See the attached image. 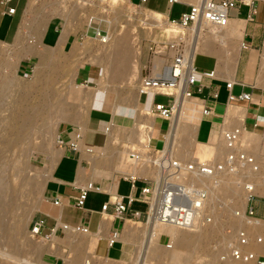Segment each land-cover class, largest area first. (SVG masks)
<instances>
[{
  "label": "rangeland",
  "instance_id": "rangeland-1",
  "mask_svg": "<svg viewBox=\"0 0 264 264\" xmlns=\"http://www.w3.org/2000/svg\"><path fill=\"white\" fill-rule=\"evenodd\" d=\"M99 2L106 3L107 9L102 10V8L98 6ZM114 2L115 1L111 0H106L104 2L101 0H26L18 32L20 40L11 44H3L0 42V140L2 141L0 142V150H2L0 151V181L6 183V189L9 187V192L7 189L5 192L6 194L4 193V202L6 201L11 205L12 203H20L22 201L20 204H14L18 205L20 208L22 206V210L20 208L17 209V211L13 209L15 211V213H13L14 211L10 208L8 213L5 214L7 215L5 218H12L9 222L11 221L15 224L14 230L16 229L17 231L11 233L10 230H7L0 236V264L139 263L138 260L141 255L139 244L141 237L137 238L133 233L129 232L131 230L137 231L138 229L142 231L144 224H146L144 220H130L127 222V225H130L126 226L128 230V232L127 230L126 232L128 234L123 232L121 238L125 242L124 253L116 260L96 255L93 252L96 240H93V237L90 236L88 232H83L81 230H68V232H65L67 231L65 230L64 235L55 233L54 236L51 234L49 236L42 235L40 237L32 234L28 227L31 218L34 217L36 213V210L32 211L30 209L34 205V202L35 204L38 201L41 203L45 202L43 199L44 190L42 191L40 182L43 181L41 178L44 177V173L48 172L47 170L51 171L56 164V161L49 164L48 157L52 156V152L61 150L59 148L61 145V129H71V126H73L75 127V134H79L80 137L83 136L82 131L84 132L86 128L88 111L93 104L98 102V96L95 93L96 90L105 93L106 104L107 107L111 109L112 118L107 125L109 129L106 133L104 145L102 147H95L94 150L88 149L85 151V156L89 161V163H87V169L90 168L91 165L88 153H98L105 146L108 147L105 148L107 154L112 156L110 159L112 160L111 167H113V175L112 177L106 175L107 164H105V161L107 159L97 156L98 163L96 166L98 169H95L94 174L91 168L90 170L88 169V178L91 174L100 176L101 178L98 180L103 181L105 178L112 180L117 179L122 174L134 175L131 172L137 169L138 164L135 154L136 152H139V155L143 153L140 148L144 149L146 145L149 146V142L150 148H153V145L160 146L163 143L164 136H168V139H164L163 148L169 145L168 149L170 150V145L174 144L171 141L169 143L171 129L169 128L167 131L165 127L167 121L156 118L154 114L147 112L145 101L143 103L139 101V106L137 107L136 99L140 95L139 84L143 76V74L141 76L142 68L143 73H145L144 66L150 64V59L151 66L153 67L152 72L155 70L154 67H158V64L160 66V61H158L156 57L151 58L148 50L150 39L158 36L169 37L175 34V32H170L167 27L168 25L161 23V20H164L163 17L161 19L153 13L146 11L144 8L134 7L132 3V8L130 10L126 9L125 4V9L122 8V11H118L116 7L122 3ZM145 4L147 6L165 9L166 1L147 0ZM256 8L258 10V14L256 15L257 19L264 20V1H257ZM184 9H187V6L181 3H175L171 7V14L178 15ZM92 11L98 14L101 12L114 13V22L112 24L109 23L106 25L103 20H99L97 30L101 32V35L106 34L107 30L110 31V34H126L128 48L131 51L136 44L137 61L135 67L131 71L129 70L126 72L119 69L114 76L110 73L107 80L102 81L104 67L102 65H106V62L104 60L102 61L100 58L96 59V54L100 49L99 46H94L89 49L91 50L89 52L94 54L91 58L84 59L81 57V46L78 42L83 41L87 33L85 30L86 23L84 22V17L88 12ZM244 13L245 9L242 8L240 14L236 15L245 17L242 15ZM100 18H104L110 22L108 17ZM54 27L57 33L59 32L57 41L55 44H46L43 37L48 30L46 40L48 42L53 41L55 35ZM97 30L90 28L89 31L91 32H88V34L91 36L96 35L95 31ZM205 32L206 30H204L203 33ZM202 41L203 38L199 41V52L201 53L202 50L204 51V49L201 48L203 44ZM233 43H228V54L223 57L220 64L217 62L215 69H213L215 72L224 71L229 73L235 59H237L238 62L240 54L243 53L241 50L243 46L238 49L239 42L233 41ZM211 45L213 46L211 50L226 48V44L223 45L220 40H214ZM188 46L189 41L187 40V52ZM46 47L49 49V61L46 59L42 62L40 57ZM206 62L207 60L201 55L196 59L197 65H203ZM23 63L28 64L26 69L19 68ZM131 63L130 61L129 65ZM96 66L99 67V73L101 74L99 79L97 75L91 78L88 76H84V78L77 77L80 73L83 75L89 74V69L96 70ZM259 66L260 57L256 69V73L258 72L257 84L264 87V63L261 65L260 69ZM80 94H89V96L80 98ZM152 98L156 102H167L170 97L160 94L152 95L150 93L148 97H146L147 103H149ZM55 101L58 104L55 103ZM49 104L53 105L50 107ZM56 105L58 109H55V107H57ZM115 105L118 115L116 118L117 120L114 118V111L112 109ZM185 105L186 111L185 114L183 113L184 116L182 115L183 118H181L182 120L180 121V125H182L181 128H185V132H183V130L178 132L176 140L177 145L171 146V150L173 149V154L171 152V155L181 158H190L193 156L209 158V156L217 157L221 155L224 152L221 141V131L224 130L225 126L221 129V122H219L211 127L208 141H198V139L202 140L206 137L211 123L206 120L202 121L197 135L202 102L187 99ZM18 110H20V112H18L19 116L15 117V120L20 122V113L26 112L27 125L24 127H28L24 128L22 126L19 129H26V132L31 130V135L29 133L24 135L25 137L22 135L20 136L22 133H18L17 135V132L21 131L19 129L16 133L12 129L10 133L9 128L11 129V122L13 123V121L10 119L9 115ZM140 110L146 111L149 114H144L143 111ZM143 117L146 118L144 119ZM147 117L153 119L155 122H153V128H151L152 126L150 127L151 124L149 125V123L146 124V122H143L146 120L148 121ZM173 118L174 117H171V119ZM113 119L116 121L113 122ZM170 122H172V120H170ZM82 125L83 129L81 127ZM231 125H233V123H229L228 127ZM243 127H245V125ZM162 134H164V136H162ZM80 137L75 138V140H82ZM8 138H10V141ZM240 138L242 144L251 146L249 148L256 151V141L244 140L246 137L242 135H240ZM261 142H264V137L260 138L258 149L261 147ZM132 144H135L136 147H141L136 148L135 145L133 146ZM81 145L82 144H80V146ZM130 148H132V151H130ZM135 172V175L155 176V172L152 169H149L146 173H142L140 170ZM25 180L27 182H25ZM229 182L230 181H226L228 184L227 186H229ZM226 183L217 188L219 190L218 199L223 205L214 211L212 221L203 228L204 230L208 229L210 232L207 234L206 238L204 239L199 236L192 239L176 240L165 237V239L158 240L157 237H155L153 246L147 256L146 264H254L253 260L243 261V263L240 260H234L229 257H220L225 245L228 243L227 240L229 239V241H231L232 236H234L233 229L239 226L231 223L235 217L229 211L228 207L230 203L224 195L227 191ZM19 186L26 189L21 190ZM31 186L34 189L32 188L30 190L29 188ZM37 187L38 189H36ZM18 192H22V195L20 194V196L17 194ZM7 193H10L8 194L9 197ZM240 195H244L242 190L240 191ZM16 196L21 201L18 200ZM241 200L244 201L243 198ZM241 202L242 201H239V205H241ZM26 203L27 206H25ZM30 204L33 205L31 206ZM21 211L23 212L20 213ZM16 213L20 214L18 215ZM61 221L62 220L59 219V222ZM241 224L245 225L251 233H261L263 235L262 242L264 241V228L262 226L244 224L242 219ZM158 241L161 248L157 247ZM168 241L169 243L167 244L166 242ZM261 243L251 242L249 247L254 248ZM11 246L13 248H11ZM209 250L210 252L211 250L215 251L213 257L207 256Z\"/></svg>",
  "mask_w": 264,
  "mask_h": 264
},
{
  "label": "built area",
  "instance_id": "built-area-1",
  "mask_svg": "<svg viewBox=\"0 0 264 264\" xmlns=\"http://www.w3.org/2000/svg\"><path fill=\"white\" fill-rule=\"evenodd\" d=\"M145 0H140L141 4ZM264 0H166V23L170 32L175 34L167 37L152 38L149 41L148 50L151 58L156 57L160 61L159 67L146 64L139 84V91L152 95L169 96L167 102H156L153 98L147 103L145 98L146 111L154 114L156 118L170 122L173 116L175 102L177 98V87L184 83L183 95L191 97L196 92L202 90L199 82L201 75L213 77V69L200 70L195 65L194 60L185 53L187 40L193 36L195 27H203L207 30L209 26H223L231 17V11L240 13L242 5L248 6L247 19H253L255 13V2ZM132 2V1H131ZM175 3L187 5V9L182 10L178 15L171 14V6ZM15 7H7V12H14ZM189 30L191 33L189 34ZM168 32V31H167ZM95 34L102 36L100 31ZM245 46V45H244ZM234 80H226V87L230 88ZM86 84V83H85ZM197 85L196 91L191 88ZM181 87V86H180ZM217 94H214L216 97ZM230 98L234 95L229 94ZM240 98H250L248 92L238 95ZM212 113V105L204 104L201 107V115ZM223 121V117L222 120ZM106 126V132L108 130ZM163 133V132H162ZM241 127L231 125L221 131V141L224 152L221 155L201 157L193 156L181 158L172 156L164 147L153 145L150 148L145 146L142 155L136 152V158L140 166L152 169L154 177L148 175L122 174L119 178L129 182V191L125 194L113 193L108 197L101 207V211L107 208L110 203L113 205V216L123 221L144 220L146 223L170 224L180 228L194 226L197 221L206 219L211 221L213 213L220 208L223 203L219 201L217 188L224 185L226 181L236 180L239 189L244 195L237 197V201L243 197V205L232 207L233 216L241 218L244 224L259 225L264 228V142L257 151L242 144ZM79 137V134L76 136ZM73 149H78L75 139L69 141ZM137 180H141L140 186L136 185ZM99 190L100 185L90 182L87 186H82L78 195L75 196V204L82 206L89 190ZM54 204H61L60 197L52 199ZM135 202L143 205L142 208L134 206ZM220 203V204H219ZM242 203V202H241ZM43 218L32 217L29 228L36 236H48L55 232L57 227H51L48 233H42ZM66 224H60V228H66ZM74 230H87V225L76 224ZM234 236L226 245L221 258H232L240 261L253 260L254 264H264V254H257L249 247L251 242H261V233H251L245 225L237 226ZM120 230L115 228L108 236V243L115 242L120 236ZM169 238V237H168ZM167 244L169 243L166 242Z\"/></svg>",
  "mask_w": 264,
  "mask_h": 264
},
{
  "label": "crops",
  "instance_id": "crops-1",
  "mask_svg": "<svg viewBox=\"0 0 264 264\" xmlns=\"http://www.w3.org/2000/svg\"><path fill=\"white\" fill-rule=\"evenodd\" d=\"M131 1L134 3L140 2V0ZM146 1L147 0L143 2V6L146 10L163 16L167 14L164 12L166 11V6L165 9L151 7L145 4ZM186 1L192 2L194 0ZM25 4L26 0H0L1 43L11 44L15 42L23 17ZM9 6L15 7L14 12H7V7ZM242 8L245 9V13L242 14L245 17L236 15L240 13H237L236 10H232L228 24L224 26L225 28L221 27L226 29L229 25L232 27L235 24H239L240 21H243L242 35L239 39L241 40V46L238 48L240 49V47L243 46L241 48L243 53L240 54L238 62L237 59H235L229 73L224 71L212 72L213 75H215L213 77L201 75L199 77V82L202 84V90L196 92L195 97L188 99L200 101L202 105L203 103L212 105V113L201 115L200 117L197 135L202 121L206 120L211 124L208 128L209 130L207 131L206 137L202 140L197 137L198 141H208L211 127L221 122L223 117V122L220 124L221 129L224 126V129L230 128L231 126L228 127L229 123L240 126V135L246 137L248 141H256L257 151L259 148V140L261 137H264V87L257 84L258 72L256 73L259 57V69L264 63V20L257 19V8L252 15L253 19H247L246 14L249 8L246 5H242L239 9L240 12ZM47 31L43 40L46 44H55L59 32L57 33L54 27V39L48 42L46 40ZM199 55L207 60L205 64H196V59ZM216 64L217 58L213 54L199 52L195 55V65L200 70L215 69ZM27 65L28 64L23 63L19 68L26 69ZM88 73L89 74L86 75L80 73L77 77L84 78V76H88L91 78L97 75L99 79L101 76L99 67H97L96 70L89 69ZM226 80H234L230 88L226 87ZM196 87L197 85L191 86L195 91ZM242 92H248L250 98L238 97ZM95 93L98 96V102L93 104L88 111L86 128L82 136L80 150L73 149L69 144V141L77 136L75 134V127L71 126V129H61V145L59 146V148L62 149L61 154L52 170V177L49 178L45 184L43 193V199L45 201L43 203L44 209L36 210L34 218L44 219L42 233H48L51 227H54L57 223L55 233L58 235L65 234L63 229L60 228V218L58 214L64 222L66 221L73 225H87L88 234L93 237V240H96L93 252L96 255L116 260L124 253L125 242L121 238L127 226L126 224L130 219L123 221L114 217L113 205L110 203L104 211H101V207L105 201H108V197L111 194L115 192L119 194L127 193L129 191V182L119 177L114 180L105 178L103 181L98 180L101 178L100 176L90 175V179L88 178V169L90 170L92 163L90 168L87 169V163H89V161L84 151L88 149L94 150L95 147H102L104 145L107 133L105 129L112 118L111 109L108 108L106 104L105 93L98 90H96ZM215 93L217 94L216 97H214ZM229 94L234 95V98H230ZM244 125L245 127H243ZM262 149L264 150V145ZM93 181L100 185V189L89 190L83 205L77 206L75 204V196L78 195L80 188L82 186H87ZM141 184L142 181L137 180L136 185L140 186ZM56 196L61 199V204L59 205L52 202V199ZM134 206L143 207L139 202H135ZM115 228L121 231L120 236L115 242L109 244L108 236Z\"/></svg>",
  "mask_w": 264,
  "mask_h": 264
},
{
  "label": "bare ground",
  "instance_id": "bare-ground-1",
  "mask_svg": "<svg viewBox=\"0 0 264 264\" xmlns=\"http://www.w3.org/2000/svg\"><path fill=\"white\" fill-rule=\"evenodd\" d=\"M101 1H106V0H101ZM111 1H115V2H119V3H122V4H119V5H117L118 7H116V9L119 11V10H121L122 11V8H124L125 9V4H126V9H131L132 8V4L134 5V7H141V8H144V6L143 5H135L133 2H131V0H111ZM195 1V0H194ZM114 2V3H115ZM132 3V4H131ZM116 4H118V3H116ZM98 6H100L101 8H102V10L103 9H107L106 8V3H102V2H99V4H98ZM74 9V8H73ZM145 10H146V8H144ZM80 10V9H79ZM79 10H78V12H79ZM93 10V9H92ZM146 11H148V10H146ZM76 12V11H75ZM148 12H150V13H153V12H151V11H148ZM155 16H158L159 18H161L162 19V17H163V19L164 20H161V23H163V24H167L166 23V17H167V14H164L165 16H163V15H161V14H157V13H153ZM73 15V14H72ZM80 15V14H79ZM78 15V16H79ZM113 15H114V13L113 12H110V13H108V12H105V13H103V12H101V13H96V12H88L86 15H85V17H84V22L86 23V28H85V30L87 31V33H86V35L84 36V38H83V41H79L78 43H79V45L81 46L80 47V50H81V54H82V58H84V59H89V58H91L94 54L92 53V52H89V51H91V50H89L90 48H93L94 46H99V52L96 54V59H98V58H100L102 61L104 60L105 62H106V65H102V66H104L103 67V79H102V81H104V80H107V78L110 76V73L112 74V76H114V74H116L117 73V71L119 70V69H122L123 71H126V72H128L129 70L131 71L134 67H135V65H136V61H137V54H136V44L133 46V50L131 51V50H129V48H128V44H127V35L126 34H120V33H117V34H115V33H112V34H110L109 32V30H107V33L106 34H103L102 36H98V35H93V36H91V35H89L88 34V32H91V31H89V29L91 28V29H93V30H97V25H98V23H99V20H103L105 23H106V25H108L109 23H113L114 22V18H113ZM75 17V16H74ZM80 17V16H79ZM100 17H108L109 18V21L110 22H108L107 20H105L104 18H100ZM228 22H229V19H228V21H227V23L225 24V25H223V26H218V25H212V26H209L208 28H207V30H206V32L205 33H203L204 32V30H203V27H195V29L193 30L194 31V33H193V36H190L189 37V39H188V41H189V46H188V52H187V45H186V47H185V53L186 54H188L193 60H194V58H195V55L197 54V53H199V50H200V39L201 38H203V41H202V46H201V48H203L204 49V51L202 50V53L204 52V53H208V54H214L215 56H216V58H217V62L220 64L221 62H222V59H223V57L226 55V54H228V48H227V46H228V43H233V41L234 42H239L238 44H239V46H241V40H239L240 38H241V35H242V28H243V26H242V22L243 21H240L239 22V24H235V25H233L232 27L229 25L226 29H224L225 27L224 26H226L227 24H228ZM145 23V22H144ZM221 27H224V28H221ZM161 28V27H160ZM163 29V28H162ZM190 33H191V30H190ZM189 33V34H190ZM128 35H130V34H128ZM168 37V36H167ZM154 38H157V37H154ZM20 40V38L18 37V34H17V37H16V40H15V42H18ZM214 40H220L221 42H222V44L223 45H225L226 44V48H222V49H218V50H211V48L213 47L212 45H211V43H213V41ZM130 43V42H129ZM234 44V43H233ZM101 46V47H100ZM49 47V46H48ZM222 47V46H221ZM74 50V49H73ZM75 51V50H74ZM41 52V51H40ZM73 55V54H72ZM49 56H50V54H49V49L46 47L45 49H44V52H42V54H41V57H40V59H41V61L42 62H44L46 59H48V61H49ZM132 62L130 65H129V62ZM102 64H104V63H102ZM158 67H159V64H158ZM213 72H215L214 70H213ZM130 73V72H129ZM40 75V74H39ZM48 75H49V73H48ZM42 76H44V75H42ZM141 76H142V72H141ZM39 77V76H38ZM42 78V77H41ZM41 78H39V79H41ZM181 86V87H180ZM179 87H177V89H175L174 91H176V94H177V98H176V102H175V108H174V112H173V115L174 116H172V117H174L173 119H171L172 120V122H170V123H166V128H167V131H168V129L170 128L171 129V135H170V138H169V143H170V141L172 142V143H174L173 145H175L176 144V140H177V134H178V132H180V131H182L183 130V132H185V128H181L182 127V125H180L181 123H180V121L182 120L181 118H183L182 117V115H183V113L185 114V111H186V109H185V102H186V100L188 99V98H191V97H195L196 95H193V96H191V97H187V96H185V95H183V88H184V83L183 84H181ZM58 87V86H57ZM53 89V88H52ZM58 89V88H57ZM54 90V89H53ZM52 90V91H53ZM54 91H56V90H54ZM58 93V92H57ZM140 93V95L137 97V99H136V104H137V107L139 106V101L141 102V103H143L144 101H145V98H146V95H145V93H142V92H139ZM53 94V93H52ZM138 94V93H137ZM49 95V94H48ZM51 96V95H50ZM56 96V95H55ZM87 96H89V94L87 95V94H80V98H83V97H87ZM51 98V97H50ZM55 99H57V98H55ZM57 101V100H56ZM55 101V103H57ZM58 103H60V102H58ZM57 103V104H58ZM54 104V103H53ZM53 104H49L50 105V107L53 105ZM57 106V105H56ZM106 106V105H105ZM202 107V106H201ZM20 109H22V108H20ZM47 109V108H46ZM55 109H58V106L57 107H55ZM113 109V113H114V118L116 119L117 118V108H116V105L114 106V108H112ZM49 110H50V108H49ZM38 111V110H37ZM53 111V110H52ZM55 111V110H54ZM140 111H143V110H140ZM18 112H20V110H18V111H15V112H13V113H10V119L13 121V123L11 122V124H12V126H11V129L9 128V131H10V133H11V130L13 129L14 131H15V133H16V131L20 128V127H24V126H26L27 125V113L26 112H21L20 114H21V121L20 122H18V121H16L15 120V117H18L19 116V113ZM48 112V111H47ZM143 113L144 114H149V113H147L146 111H143ZM30 115V114H29ZM133 115L135 116V113L133 112ZM184 116V115H183ZM7 117V116H6ZM138 118V117H137ZM144 118V117H143ZM146 118V117H145ZM144 118V119H145ZM148 118V121L146 120V121H143V122H146V124L147 123H149V125H150V127L151 128H153L154 127V121H153V119H150L149 117H147ZM8 119V118H7ZM9 120V119H8ZM7 120V121H8ZM117 120V119H116ZM116 120H114L113 119V122L114 121H116ZM140 121V120H139ZM142 121V120H141ZM84 122V121H83ZM120 122H121V120H120ZM154 122V123H153ZM223 121H221V123H222ZM140 123V122H139ZM10 124V125H11ZM114 124V123H113ZM141 124V123H140ZM46 125V124H45ZM144 125V124H143ZM8 126H9V124H8ZM184 126V125H183ZM82 127V129H83V125L81 126ZM148 127V126H147ZM186 127V126H185ZM24 128H28V127H24ZM144 128V127H143ZM19 130H21L20 132H17V135H18V133L20 134V133H22V134H20V136L22 135V136H24V135H26L27 133H29L30 135H31V130H28L29 132H26V129H19ZM152 130V129H151ZM225 130V129H224ZM8 131V132H9ZM33 131V130H32ZM153 131V130H152ZM152 131H151V133H152ZM187 131V130H186ZM13 132V131H12ZM41 132V131H40ZM50 132V131H49ZM182 132V133H183ZM84 132L82 131V134H83ZM150 133V134H151ZM3 134V133H2ZM13 134V133H12ZM41 134V133H40ZM164 134H166V133H164ZM168 134V133H167ZM29 135V136H30ZM43 135V134H42ZM51 135V134H50ZM77 135V134H76ZM2 136V135H1ZM8 136H9V134H8ZM45 136V135H44ZM48 136V135H47ZM59 136V135H58ZM58 136H57V138H58ZM82 136V135H81ZM167 136V135H166ZM25 137V136H24ZM26 137H28V136H26ZM43 137V136H42ZM80 137V136H79ZM78 137V138H79ZM168 137V136H167ZM166 137V138H167ZM180 137V136H179ZM19 138V137H18ZM45 138V137H44ZM43 138V139H44ZM75 138H77V137H75ZM74 138V139H75ZM80 138H82V137H80ZM1 139H2V137H1ZM4 139V138H3ZM10 138H8V140H9ZM150 139H152V138H150ZM168 139V138H167ZM179 139V138H178ZM244 140H247V138L246 139H244ZM10 141V140H9ZM77 141V146H78V148H79V150L81 149V146H80V144H82V140L80 139H78V140H76ZM150 141V140H149ZM0 142H2L1 140H0ZM246 142V141H245ZM9 143V142H8ZM165 143H166V141H165ZM171 143V144H172ZM2 144V143H1ZM10 145V144H9ZM13 145V144H12ZM133 146L135 145V144H132ZM167 145V144H166ZM173 145H170V150L168 149L169 148V145H168V147L166 146L165 148H163L164 150H166L168 153H170L171 154V152H172V154H173V149L171 150V146L173 147ZM177 145V144H176ZM0 147H1V145H0ZM4 147V146H3ZM135 147H136V145H135ZM138 148H140L139 146H137ZM136 147V148H137ZM149 147H150V142H149ZM105 148H108V147H103L98 153H96V152H94V153H88L89 154V159H90V162L92 163V165H91V171H92V173L94 174L95 173V169H98L97 168V163H98V158H96L97 156H101V157H104V159H107L106 161H105V164H107V170H106V175L108 176V177H112V175H113V167H111L112 166V163H111V155H108L107 154V152H106V150H105ZM2 149V148H1ZM131 150L130 151H132V148H130ZM142 151H144V149H142V148H140ZM140 149H138V150H140ZM175 149V148H174ZM62 150V149H61ZM61 150H58V151H56V152H52V156H49L48 158H49V160H48V162H49V164H51V163H53V162H55L56 161V163H57V161H58V158H59V156H60V154H61ZM0 151H2V150H0ZM82 151V150H81ZM6 152V151H5ZM85 152V151H84ZM89 152V151H88ZM83 154V153H82ZM100 157V158H101ZM122 157V156H121ZM102 164V163H101ZM122 164V163H121ZM56 165V164H55ZM54 165V166H55ZM96 167V168H95ZM54 168V167H53ZM53 168L51 169V171H49V170H47L48 172H45L44 173V177L43 178H41V179H43V181L42 182H40L41 183V185H42V191L44 190V188H45V183L47 182V180L49 179V178H51L52 177V170H53ZM101 169V168H100ZM121 169V168H120ZM81 170V169H80ZM79 170V171H80ZM103 170V169H102ZM101 170V171H102ZM123 170V169H122ZM137 170H140L142 173H146L147 171H149V169H147V167H144V166H140L139 164H137V169L135 170V171H137ZM135 171H132L131 173H133L134 175H135ZM80 174V173H79ZM81 175H82V173H81ZM91 175V174H90ZM90 177V176H89ZM39 178V177H38ZM37 178V179H38ZM80 179V178H79ZM90 179V178H89ZM23 181V180H22ZM36 181V180H35ZM34 181V182H35ZM25 182H27L26 180H25ZM33 182V183H34ZM36 183V182H35ZM34 183V184H35ZM228 183V182H227ZM226 183V188H227V191L225 192V196L227 197V199L229 200V203H230V205H229V207H228V209H229V211L231 212V213H233V210H232V207L233 206H235V204H237V205H239L240 203H239V201H237V197H239L240 196V191H241V189H239V186L237 185V182H236V180H231L230 182H229V186H227L228 184ZM23 184H25V183H23ZM39 184V183H38ZM27 185V184H26ZM30 185V184H29ZM32 185V184H31ZM25 186V185H24ZM33 186V185H32ZM30 187L29 189L31 190L33 187ZM36 186V185H35ZM8 187V186H7ZM39 187H41V186H39ZM12 188V187H11ZM19 188H21V190L22 189H24V187L22 188V187H20L19 186ZM8 189V192H9V187L7 188ZM6 183H2V181H0V236H2L3 235V232H6L7 230H10V232L12 233V232H16L17 230L15 229L14 230V225L15 224H13L11 221L9 222V220H12V218H5V216H7V215H5L6 213H8V211L10 210V208H12V210L14 209V210H16L17 211V209H19L20 207H18V205H14L13 203L10 205V204H8V202H6V204H5V202H4V200H3V198L5 199V197H4V195L6 194L5 192H6ZM26 189V188H25ZM24 189V190H25ZM34 189V188H33ZM36 189H38V187L36 188ZM16 190V189H15ZM41 190V189H40ZM218 190V189H217ZM12 191V190H11ZM20 191V190H19ZM219 191V190H218ZM29 192H31V191H29ZM5 193V194H4ZM22 192H18L17 194H21ZM219 193V192H218ZM223 193V192H222ZM8 194H10V193H7V196H8ZM15 194H16V192H15ZM40 194V193H39ZM18 195V196H19ZM22 195V194H21ZM20 195V196H21ZM28 195V194H27ZM41 195V194H40ZM20 196H19V198H20ZM9 197V196H8ZM17 197V196H16ZM217 197H218V195H217ZM18 198V197H17ZM18 198V200H20ZM244 198V197H243ZM22 199V198H21ZM29 199V198H28ZM8 201V200H7ZM16 201H17V199H16ZM21 201V200H20ZM13 202V201H12ZM22 202V201H21ZM20 202V203H21ZM243 202L244 201H242V205H243ZM19 203V202H18ZM18 203H16V204H18ZM19 203V204H20ZM29 205V204H28ZM31 205V204H30ZM33 205V204H32ZM31 205V206H32ZM57 205H59V204H57ZM25 206H27V203L25 204ZM24 206V207H25ZM21 208H22V206H21ZM20 208V209H21ZM27 208V207H26ZM32 211H34V210H38V209H44V205H43V203H41L40 201H38L36 204H35V202H34V205L30 208ZM13 210V211H14ZM22 210V209H21ZM24 211V210H23ZM23 211H21L20 213H22ZM31 211V212H32ZM13 213H15V211L13 212ZM19 213V214H20ZM10 214V213H9ZM8 214V215H9ZM16 214H18V213H16ZM18 214V215H19ZM12 215V214H11ZM17 216V215H16ZM14 217V216H13ZM58 217L61 219V217H60V215L58 214ZM235 217V216H234ZM213 219V218H212ZM212 221V220H211ZM211 221H209V222H207L206 221V219H204V220H198L197 221V223L194 225V226H192V227H189V228H180V227H176V226H174V225H170V224H161V223H157V222H153V223H146V224H144V226H143V230L141 231V230H139L138 228V230L137 231H130L129 233H133L134 235H135V237H137V238H139V237H141V241H140V244H139V246H140V251H141V257L139 256V260H138V262L139 263H137V264H146V260H147V256H148V254H149V252H150V250H151V247L153 246V242H154V238L155 237H157V239L158 240H162V239H165V237H169V238H173V239H176V240H184V239H192V238H195V237H199V236H201L202 238H206V236H207V234L208 233H210L209 232V230L208 229H206V230H204L203 228L204 227H206V225L207 224H209ZM12 223V224H11ZM232 224H237V225H239V226H242V224H241V218H238V217H235L234 219H233V221L231 222ZM60 224H66L67 225V227L66 228H62L63 229V231H65V230H67V231H65V232H68V230H74L73 229V226H75V225H73V224H71V223H68V222H64V221H61L60 222ZM127 225V224H126ZM129 225V224H128ZM127 225V226H128ZM130 226V225H129ZM127 228V227H126ZM125 228V230H124V233L125 234H128L127 232H128V230ZM13 229V230H12ZM30 229V228H29ZM135 229H136V227H135ZM126 230H127V232H126ZM30 231H31V229H30ZM81 231H83V230H81ZM255 231V230H254ZM32 232V231H31ZM83 232H88V229L87 230H85V231H83ZM256 232V231H255ZM259 233V232H258ZM32 234H33V232H32ZM52 234V236H54L55 235V232L53 231V232H51L49 235H51ZM48 235V236H49ZM129 235H131V234H129ZM210 236V235H209ZM1 238V237H0ZM63 238V237H62ZM203 239V240H204ZM58 240H60V239H58ZM57 240V241H58ZM81 241V240H80ZM228 242H229V239L227 240ZM202 242H204V241H202ZM262 242V241H261ZM261 242H257V243H261ZM82 243H83V239H82ZM83 245H84V243H83ZM201 246V245H200ZM208 246V245H207ZM157 247L158 248H161V245H160V243H159V241L157 242ZM11 248H13L12 246H11ZM202 248V247H201ZM210 248V247H209ZM251 249H253V250H255L256 251V253L257 254H260V253H262V254H264V241L261 243V244H259V245H256L254 248H251ZM208 251V250H207ZM208 253V252H207ZM214 253H215V251L213 250H211V252H210V250H209V254L207 255V256H209V257H213L214 256ZM140 254V253H139ZM136 262V261H135ZM243 262V261H242ZM244 263V262H243Z\"/></svg>",
  "mask_w": 264,
  "mask_h": 264
}]
</instances>
